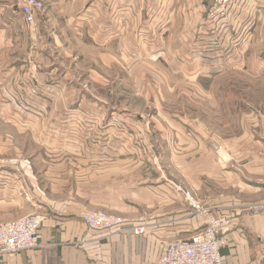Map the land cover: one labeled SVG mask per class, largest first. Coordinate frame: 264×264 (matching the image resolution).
Instances as JSON below:
<instances>
[{
	"label": "crops",
	"instance_id": "0c3cea01",
	"mask_svg": "<svg viewBox=\"0 0 264 264\" xmlns=\"http://www.w3.org/2000/svg\"><path fill=\"white\" fill-rule=\"evenodd\" d=\"M65 1L76 5L64 16L66 27L98 50H111V57L107 52L100 57L106 66L111 65L115 50L128 74L142 70L152 74L156 64L176 76L193 79L197 85L211 81L229 66L241 65L264 23V0H230L225 16L214 21L209 14L213 0ZM41 15L28 24L18 0H0V112L38 111L44 105L53 108L50 116L54 121L48 125L62 131L68 124L66 119L79 109L95 116L141 121V112L114 105L82 87L59 59L46 55L47 44L59 40L43 26ZM33 52L38 55L31 59ZM93 74L101 79L98 72ZM141 87L137 79L135 88ZM63 94L66 97L56 110L52 104L57 105ZM69 108L74 110L69 113ZM161 112L163 117L173 118L174 129L154 130L158 139L152 141L149 131L140 134L111 127L115 133L40 138L52 152L78 150L86 161L85 172L96 166L88 164L91 160L142 167L144 171L140 168L138 176L128 174L102 182L92 193L105 209L131 217L122 230H87L77 213L53 210L31 189V207L35 202L44 210L40 246L0 256V264H156L165 242L188 239L204 226L177 185L209 195L202 204L216 214L233 216L224 228L226 242L221 249L228 264H264V215L245 212L253 203H264V151L262 142L259 146L255 140L263 139L264 144V138L258 136L260 127H241L242 134L226 146L237 151L236 144L252 138L255 147L241 149L234 158L226 156L229 160L223 167L217 163L212 141L203 128H187L190 125L177 119L176 113ZM86 121L89 127L97 128L93 119ZM25 174L30 171L0 163V209L25 206L20 193ZM219 181L226 182L225 190H219ZM141 226L140 234L133 232V227Z\"/></svg>",
	"mask_w": 264,
	"mask_h": 264
},
{
	"label": "rangeland",
	"instance_id": "374dc122",
	"mask_svg": "<svg viewBox=\"0 0 264 264\" xmlns=\"http://www.w3.org/2000/svg\"><path fill=\"white\" fill-rule=\"evenodd\" d=\"M36 1L39 5L38 14H43L41 23L51 36L59 40L56 44H47L49 49L45 50L46 55L59 59L75 74L82 87L94 91L114 105L141 112L143 116L141 121L110 115L102 117L75 107L74 109H79L82 113L78 110L74 112V117L66 119L68 124L62 131L57 130V126L48 125L47 122L52 119L50 114L53 108L48 110L44 105L40 106L39 112L28 109L21 113L14 109L9 113L0 112V163L13 164L21 170L23 168L30 171V174H25L26 179L22 186L24 191L20 192L25 206L0 209V224L11 223L29 215L40 216L43 223L44 210L41 205L33 202L31 207L29 203L33 201L32 192L49 204L53 210L77 213L87 230H89V224L83 216L96 212L122 218L128 224V218L131 217L129 214L115 212L110 208L105 209L104 204L98 202L99 197H94L92 193L102 182L106 184L128 174L138 176L140 168L144 171L143 168H136L132 164L116 160L102 163L91 160L88 164L93 163L96 166L90 165L92 171L85 172L83 169L86 167V161L81 159L78 150L52 152L48 146L46 147L45 141L41 142L42 137L84 135L83 132L87 135L115 133L110 131L111 127L118 130L129 129L140 134L149 131L152 141L158 139L154 130L174 129L173 118L168 119L162 116L161 111L165 110L170 114L176 113L179 116L176 117L177 119L190 125L187 128H203L210 136L211 150L217 163L223 167L229 160L226 156L234 158L233 155L240 151H250V148L255 147L251 136L249 141L236 144L237 151L230 150L228 145L226 146L230 140L242 134L239 130L243 125L257 124V129L260 127L257 130L260 131L258 136L264 138V23H262V29L253 37L254 48L245 53L246 56L241 65L229 66L211 81L205 83L201 81L197 85L193 79L176 76L173 72L166 71L156 64L152 68V74L145 70H142L143 73L128 74V69H124L126 67L120 62L115 50L112 52L114 58L111 65L106 66V63H103L104 59L100 57L104 52L108 53L111 50H98L94 44L74 36L66 27L64 16L75 9L76 5L73 2L67 5L65 0ZM213 3L214 0L209 11L212 21L219 20L226 14L225 12L223 15H217L220 13L211 12ZM229 3L230 0L227 6ZM40 50H37L38 54ZM33 53L29 55L31 59L38 55L36 52ZM108 55L111 57V54L108 53ZM39 58L40 56L37 59ZM94 71L100 74L101 79L93 74ZM137 79L142 83L140 89L135 88ZM61 93L62 91L59 90L58 95ZM65 97V94L61 95L57 105L52 104L56 110L62 105L60 100ZM74 109L69 108L67 111L70 113ZM88 119H93L97 128L89 127L86 121ZM255 140L259 141V146L262 142L261 149L264 151L263 139ZM226 186V182L219 181V190H225ZM186 187L185 190L180 185V192L183 193L188 204L185 193H189L195 202L203 205L202 200L207 199L205 197L209 195L195 194L191 187ZM141 230L143 231L142 226Z\"/></svg>",
	"mask_w": 264,
	"mask_h": 264
},
{
	"label": "built area",
	"instance_id": "2783aa9c",
	"mask_svg": "<svg viewBox=\"0 0 264 264\" xmlns=\"http://www.w3.org/2000/svg\"><path fill=\"white\" fill-rule=\"evenodd\" d=\"M19 9L28 23H33L38 14L36 0H18ZM228 0H214L212 11L225 14ZM180 190V186H177ZM192 212L203 219V228L188 239H175L165 242L164 249L156 264H228L226 255L221 251L226 238L224 228L230 224L232 215L212 212L207 205H201L185 193ZM247 213L264 215V203L256 202L245 210ZM89 224V230L109 231L122 230L127 224L122 218L111 217L96 212L83 216ZM42 218L29 215L17 221L0 224V256L13 255L19 251H26L40 246L39 230ZM141 227L133 228V232L140 234Z\"/></svg>",
	"mask_w": 264,
	"mask_h": 264
}]
</instances>
